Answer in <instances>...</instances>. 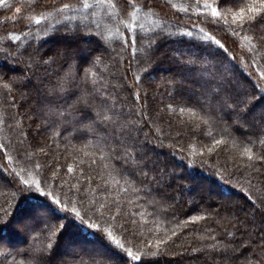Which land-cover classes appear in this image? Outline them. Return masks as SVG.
<instances>
[{"label":"trees","instance_id":"1","mask_svg":"<svg viewBox=\"0 0 264 264\" xmlns=\"http://www.w3.org/2000/svg\"><path fill=\"white\" fill-rule=\"evenodd\" d=\"M131 3L134 8L129 0L0 4V264H37L36 250L56 239L40 232L41 223H35V231L18 227L27 221L23 198L33 193L22 189L28 185L53 192L61 207L74 208L85 225L98 224L134 254H153L148 264H264V247L253 239L249 250L238 247L244 237L258 238L264 230V130L249 118L241 119L240 127L232 114L217 113L215 107L204 124L203 81L180 63L199 59L218 76L254 92L252 114L258 118L264 97L253 85L264 89V0ZM64 4L69 7L58 11ZM213 8L218 16L212 15ZM241 9L245 21H255L241 27ZM188 32L192 35H179ZM67 40L74 46H68L66 59L58 56L63 51L49 53L52 44ZM81 42L90 45L83 50ZM50 57L56 58L51 65L33 62L29 68L30 60ZM70 66L77 80L87 78L90 101L100 103L102 94L106 106L115 105L109 113L115 123L86 131L80 124L63 125V118L49 111L47 91ZM18 78V84L11 83ZM80 94H65L60 110ZM142 104L147 121L141 122ZM77 107L74 115H95L82 104ZM131 123L135 142L120 136ZM147 146L152 151L144 150ZM93 231L69 226L52 264H100L101 257L114 256ZM64 249L76 253L58 259Z\"/></svg>","mask_w":264,"mask_h":264},{"label":"snow or ice","instance_id":"2","mask_svg":"<svg viewBox=\"0 0 264 264\" xmlns=\"http://www.w3.org/2000/svg\"><path fill=\"white\" fill-rule=\"evenodd\" d=\"M234 2V0H217L219 5H225ZM4 3V0H0V4ZM85 8H88L89 5L85 3L83 5ZM114 6V5H113ZM129 6L135 7L134 3H131L129 0ZM69 7L68 4H64L62 9H58V11H63V9H67ZM17 11H20L18 8ZM249 11H257L256 9H249ZM213 16H218L219 13L216 11L215 8L212 10ZM241 27L245 23H253L255 21L254 17H249L247 21H245L243 16V9H241V15L238 17ZM36 23L39 24L40 20L37 19ZM69 32L75 33L74 29H69ZM180 37L184 35L191 36L192 33L188 32L186 34H179ZM168 37H171V34H168ZM19 39V37H16ZM208 40H214V37H208ZM127 43V41H125ZM136 40L135 38L132 39V44L135 45ZM155 43V41H153ZM203 43V42H201ZM217 45L221 48L224 46L220 44L219 41H215ZM31 46V45H29ZM69 54L66 52L58 53L59 58L66 59ZM133 55H135V48L133 47ZM54 57H50L46 60L42 59H34L29 61V68H32L33 62L36 65L42 66H49L55 62ZM181 66L183 68L189 69L193 71V74L196 78L201 79L203 81V86L205 87L206 91L204 93L206 97L207 108L205 110V116L207 117L202 122L207 124L209 120L213 118L212 108L215 107L217 113L223 112L227 110L230 114L234 117V123L238 124L240 127H243V124H240L241 119L249 118L252 121V126L260 127L264 130V109L261 110L259 117L257 118L253 113L255 108L254 101L256 100L255 93H249L247 89H241V86L238 82H233L232 78L228 76H218L216 72H213L208 66L199 62V59H189L188 61H180ZM205 73L208 74L207 78H205ZM48 75V73H45ZM20 79H13L11 81L12 84H18ZM139 80V77H136ZM92 85H95V81L91 82ZM88 84L87 78H81L77 80L74 73L70 70L65 72L62 76H60L55 85L50 87L47 91V95L50 98L48 100V104L50 105L49 111L57 116V118H63L61 123L65 126H72L75 128L76 124H80L83 127V130L86 131H95V126L104 125L105 127L108 124L115 123L116 121L113 119V116L109 113L113 111L115 105L113 104L111 107L107 105V98L100 94V103H96L95 100L90 101V97H92V93L86 90V86ZM5 88H8L9 85L5 84ZM254 89H258L260 96L264 97V89H260L259 85H253ZM76 90L79 91L81 94L77 98V101L70 105L68 109L63 111L59 108V101L63 99L65 94L68 92ZM96 93H100L99 89H94ZM136 98L139 99V93L136 94ZM82 104L85 109H90L95 115L89 117L87 115L77 116L74 115L78 113L80 109L77 105ZM183 111V110H182ZM67 113V116H66ZM251 114V115H250ZM68 116H72V119H68ZM87 119L89 123H84V120ZM136 128L134 123L128 124L125 129L121 130L120 136L125 137L126 139L132 142H135L137 137L133 135V129ZM142 129H137L140 131ZM76 131H81V128H76ZM59 135V133H57ZM118 144H121L128 149V145L125 143V140L118 139ZM222 141H216V143H221ZM264 143V141H261ZM116 151V149H113ZM117 159H122V156H117ZM251 159V157H249ZM147 164H144L146 167ZM71 171V169H69ZM144 176L148 174L146 172L142 173ZM155 179V178H153ZM27 183V182H25ZM24 192L33 193L32 195H27L23 198L24 202V209L23 212L26 216L27 221H29L28 228L31 231H35V223H41L44 225L40 229L42 234L48 235L49 239L51 236H55V240L46 246V249H37L35 253V259L37 264H52L51 256L55 252L57 245L60 243V239L63 236L64 232L69 228V226H74L77 229L80 228H90L94 229L91 233L93 236H99L109 249L114 253V256H107L101 257L100 264H130V262H140V264H148L147 257L150 254L148 252H144L142 255L137 253L134 254L131 250L126 249L124 245L112 235L111 232H105L103 229L100 228L98 224H89L85 225L83 216L80 212L75 211L74 208L69 209L66 206L61 207V200L54 195L53 192H45L39 188L37 185L33 188L31 185H28L24 189ZM38 193V194H37ZM69 202H71L69 200ZM87 213H85L86 215ZM4 216H8L7 210H4ZM77 218L79 219V223H77ZM54 222V223H53ZM0 223H3L0 220ZM175 235V233H173ZM214 239V238H213ZM158 243L163 244L164 241H159ZM148 247V245H146ZM118 258V259H117ZM58 264H66V262H58ZM95 264V261H94Z\"/></svg>","mask_w":264,"mask_h":264},{"label":"rangeland","instance_id":"3","mask_svg":"<svg viewBox=\"0 0 264 264\" xmlns=\"http://www.w3.org/2000/svg\"><path fill=\"white\" fill-rule=\"evenodd\" d=\"M94 23V25L96 26L97 24H96V22H93ZM36 37V36H35ZM72 43H74V42H71V41H62V42H58V44L56 43H54V44H52L51 45V47H50V51H49V53H52V52H54L55 50H57V51H63V52H66V53H68V48L70 49V47H68V46H71V48H73V46L74 45H72ZM80 46H82V48H83V50L84 49H87L88 48V46L90 45V44H84L83 42H81L80 44H79ZM44 52L43 51H41L39 54L43 57L45 54H43ZM39 55V56H40ZM24 63V62H23ZM28 67V66H27ZM165 71H167L166 69H165ZM139 108L142 110L141 111V114H140V116H138V119H139V121H147L146 119V115H145V107H144V105L142 104V105H139ZM144 150H149V151H152V149H151V147L150 146H147V147H145V149ZM144 151H140V153L142 154ZM157 154V153H156ZM158 155V154H157ZM210 199H211V197H210ZM209 200V199H208ZM23 217H20V219H22ZM19 221H21V220H19ZM28 222L27 221H24V220H22L21 222H19V225H18V227L20 228V230L21 231H24L25 232V230L27 231V229L29 230V228H28ZM253 230V229H252ZM264 230H261V232L260 233H258L257 235H259V237L258 238H254L252 235L251 236H249V238L246 236V237H244L243 239H241V245H239L238 247L240 248V249H242V251H246V250H249L247 247H248V245L250 244V240L251 239H253V241L252 242H254L255 244H257V245H260V248H263L264 247V242L262 241V237L260 238V236H262V234L264 235V232H263ZM242 242H244V243H242ZM244 249H243V248ZM237 251H239V250H237ZM103 252V251H102ZM75 254L76 253V251H74V249H71L70 251H66L65 249L63 250V251H61V252H58V254H57V258L58 259H65L66 258V256H67V254ZM103 254H104V252H103ZM105 255V254H104ZM105 256H108V255H105ZM179 263H181L180 261H179Z\"/></svg>","mask_w":264,"mask_h":264}]
</instances>
